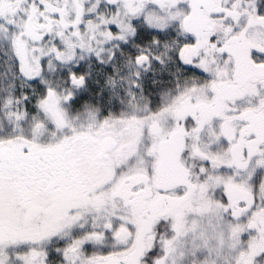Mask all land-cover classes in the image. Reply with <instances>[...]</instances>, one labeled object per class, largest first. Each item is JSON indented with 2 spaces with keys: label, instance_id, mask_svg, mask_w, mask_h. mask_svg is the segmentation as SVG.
I'll list each match as a JSON object with an SVG mask.
<instances>
[{
  "label": "snow or ice",
  "instance_id": "1",
  "mask_svg": "<svg viewBox=\"0 0 264 264\" xmlns=\"http://www.w3.org/2000/svg\"><path fill=\"white\" fill-rule=\"evenodd\" d=\"M0 264H264V0H0Z\"/></svg>",
  "mask_w": 264,
  "mask_h": 264
}]
</instances>
